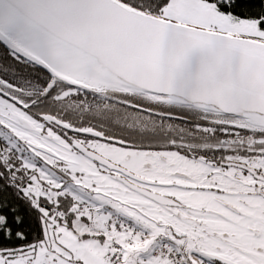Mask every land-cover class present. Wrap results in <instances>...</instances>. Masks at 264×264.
I'll return each instance as SVG.
<instances>
[{"label":"snow or ice","instance_id":"6c2138e0","mask_svg":"<svg viewBox=\"0 0 264 264\" xmlns=\"http://www.w3.org/2000/svg\"><path fill=\"white\" fill-rule=\"evenodd\" d=\"M0 264H264V0H0Z\"/></svg>","mask_w":264,"mask_h":264}]
</instances>
